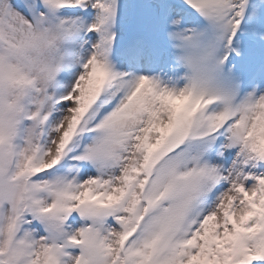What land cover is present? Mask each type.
Wrapping results in <instances>:
<instances>
[{
    "label": "snow or ice",
    "instance_id": "6c2138e0",
    "mask_svg": "<svg viewBox=\"0 0 264 264\" xmlns=\"http://www.w3.org/2000/svg\"><path fill=\"white\" fill-rule=\"evenodd\" d=\"M0 264H264V0H0Z\"/></svg>",
    "mask_w": 264,
    "mask_h": 264
}]
</instances>
